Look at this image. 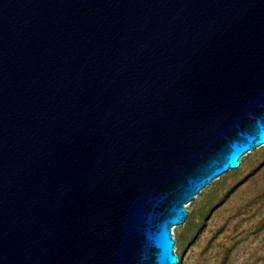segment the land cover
Returning a JSON list of instances; mask_svg holds the SVG:
<instances>
[{
  "label": "water",
  "instance_id": "95a60500",
  "mask_svg": "<svg viewBox=\"0 0 264 264\" xmlns=\"http://www.w3.org/2000/svg\"><path fill=\"white\" fill-rule=\"evenodd\" d=\"M263 145L264 0H0V264H181Z\"/></svg>",
  "mask_w": 264,
  "mask_h": 264
},
{
  "label": "rangeland",
  "instance_id": "374dc122",
  "mask_svg": "<svg viewBox=\"0 0 264 264\" xmlns=\"http://www.w3.org/2000/svg\"><path fill=\"white\" fill-rule=\"evenodd\" d=\"M174 228L181 264H264V145L248 152L187 205Z\"/></svg>",
  "mask_w": 264,
  "mask_h": 264
},
{
  "label": "trees",
  "instance_id": "16d2710c",
  "mask_svg": "<svg viewBox=\"0 0 264 264\" xmlns=\"http://www.w3.org/2000/svg\"><path fill=\"white\" fill-rule=\"evenodd\" d=\"M234 250V247H231L228 251H227V255L224 258V264H227V260H229V255L232 253V251Z\"/></svg>",
  "mask_w": 264,
  "mask_h": 264
}]
</instances>
